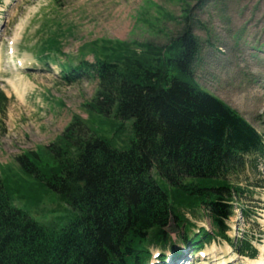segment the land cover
Segmentation results:
<instances>
[{
    "label": "trees",
    "instance_id": "16d2710c",
    "mask_svg": "<svg viewBox=\"0 0 264 264\" xmlns=\"http://www.w3.org/2000/svg\"><path fill=\"white\" fill-rule=\"evenodd\" d=\"M48 21L56 19L42 25L46 38L35 44L36 59L46 68L58 63L68 85L93 75L99 86L85 106L87 120L73 116L54 143L1 167L0 264H149L152 249L177 241L192 249L228 241L227 223L245 194L232 178L264 159V134L195 81L199 43L191 27L164 46L101 39L72 56L57 42L61 28L52 32ZM7 103L0 89V115ZM93 113L129 122L130 147L117 149L96 135ZM15 173L58 196L71 220L42 224L13 205L6 182ZM204 207L214 231L191 237L186 213ZM172 218L176 240L166 230ZM236 252L258 254L247 239Z\"/></svg>",
    "mask_w": 264,
    "mask_h": 264
},
{
    "label": "rangeland",
    "instance_id": "374dc122",
    "mask_svg": "<svg viewBox=\"0 0 264 264\" xmlns=\"http://www.w3.org/2000/svg\"><path fill=\"white\" fill-rule=\"evenodd\" d=\"M53 17L56 21L46 26L56 34L61 28L57 42L62 53L72 56L101 39L164 46L189 25L199 43L195 81L264 134V0H0V89L8 98L6 113L0 115V170L23 152L54 143L73 116L89 118L85 106L96 95L97 78L86 76L68 85L58 63L46 68L36 59L35 44L46 38L42 25ZM87 61H94L92 54ZM90 119L96 135L117 149L130 147L129 122L97 113ZM15 175L6 182L13 205L42 224L71 220L69 207L52 191ZM232 180L245 194L236 199L227 223L229 240L213 239L193 253L177 241L167 250L152 249L151 264H254L264 259V159ZM206 212L204 207L195 215L186 213L194 225L191 237L214 231ZM245 239L257 250L256 258L236 252Z\"/></svg>",
    "mask_w": 264,
    "mask_h": 264
},
{
    "label": "water",
    "instance_id": "95a60500",
    "mask_svg": "<svg viewBox=\"0 0 264 264\" xmlns=\"http://www.w3.org/2000/svg\"><path fill=\"white\" fill-rule=\"evenodd\" d=\"M166 230H167V232H168L170 235L175 234V233L178 232L177 229L173 226V218L171 219V221H170V225L167 227Z\"/></svg>",
    "mask_w": 264,
    "mask_h": 264
},
{
    "label": "bare ground",
    "instance_id": "6f19581e",
    "mask_svg": "<svg viewBox=\"0 0 264 264\" xmlns=\"http://www.w3.org/2000/svg\"><path fill=\"white\" fill-rule=\"evenodd\" d=\"M222 261H223V260H222ZM217 264H226V263H224V262H219V263H217ZM254 264H264V259L261 260V261H257V262H255Z\"/></svg>",
    "mask_w": 264,
    "mask_h": 264
}]
</instances>
